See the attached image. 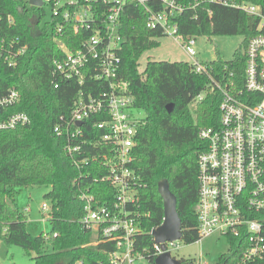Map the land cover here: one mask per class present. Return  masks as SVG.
I'll list each match as a JSON object with an SVG mask.
<instances>
[{
	"label": "trees",
	"instance_id": "obj_1",
	"mask_svg": "<svg viewBox=\"0 0 264 264\" xmlns=\"http://www.w3.org/2000/svg\"><path fill=\"white\" fill-rule=\"evenodd\" d=\"M244 1L264 4V0ZM208 9L213 12L211 19ZM197 13L198 19L192 17L193 12L181 19V32L188 36L243 37L231 64L243 63V50L255 35L257 20L239 10L217 5L199 8ZM44 17L45 11L30 6L27 0H0V47L3 42L8 44L16 39L20 42L18 47H28L15 66L6 62L4 54L0 55V95L16 89L22 96L18 105L0 112V121L20 112L30 118L28 125L0 131V240L8 246L22 247L28 255H33V264H105L114 244L99 242L81 224L84 211L79 196L88 192L99 205H104L113 199L115 190L100 181L106 170L99 163L91 161L80 167L73 163L66 151V135L62 129L61 134L55 129L71 118L81 91L105 90L107 83L94 81L88 75L83 85L76 80L54 78L53 62L63 56L57 38L73 49L81 38L69 26L64 35H57L52 21L42 25ZM120 35L123 43L119 76L129 83L135 107L144 121L131 165L141 184L138 206L133 208L140 214L142 230L137 250L154 264L157 252L151 231L164 221L163 200L158 193L160 182L167 181L177 198L182 220L181 241L192 245L201 240L197 218L198 158L205 145L199 138V130L219 125L221 94H209L194 104L209 80L197 75L188 62L150 61L143 73H139L142 54L157 48L156 39L161 36L159 30L147 29L140 9L126 7ZM212 64L220 70L226 62L219 57ZM236 72L241 74L240 69ZM84 131L85 138L90 139L88 122ZM83 151L85 155L77 159L98 154L94 147L84 146ZM30 187L49 190L44 197L51 209L52 231L48 238L51 252L46 250L47 239L43 234L34 237L28 231L26 211L14 205L16 191ZM180 261L200 264L191 258ZM226 261L223 254L216 264Z\"/></svg>",
	"mask_w": 264,
	"mask_h": 264
},
{
	"label": "built area",
	"instance_id": "obj_2",
	"mask_svg": "<svg viewBox=\"0 0 264 264\" xmlns=\"http://www.w3.org/2000/svg\"><path fill=\"white\" fill-rule=\"evenodd\" d=\"M42 1L40 9L46 14V8H50L48 22L56 24L57 35H64L69 26L81 38L74 49L57 38L63 56L53 62L54 78L76 80L83 85L88 75L94 81L107 83L105 90L81 91L71 118L55 129L60 134L62 129L66 135V151L73 163L79 167L91 161L99 163L106 170L100 181L115 190L113 199L104 205H99L88 192L79 196L84 211L81 224L99 242L114 244L105 264L147 261L137 250L142 230L140 214L133 208L141 184L131 167L144 121L135 107L129 83L119 76L123 43L120 28L127 6L141 10L147 29L161 32L156 40L170 36L182 43L188 64L197 75L208 78V87L196 97L194 104L209 94H221L219 125L199 130V138L205 145L198 158L197 218L201 239L218 236L227 240L229 248L224 254L227 258L224 264H264V4L244 0ZM212 5L236 9L257 20L255 35L243 50V63L231 64L232 59L225 61L220 70L216 69L212 61L201 60L196 51V37L203 36L181 32V19L187 13L193 12L192 17L198 19V9ZM207 14L211 19V9ZM19 43L16 39L1 44L0 55H5L10 66H15L28 50L27 46L18 47ZM21 98L16 89L0 95V112L18 105ZM87 122L90 139L85 138ZM29 123L27 114L14 113L0 121V131ZM84 146L94 147L98 154L77 159L85 155ZM42 210L51 211L48 204H43ZM180 241L165 244L166 252L178 260L175 252ZM155 250L157 257L163 253L160 245L155 244Z\"/></svg>",
	"mask_w": 264,
	"mask_h": 264
},
{
	"label": "rangeland",
	"instance_id": "obj_3",
	"mask_svg": "<svg viewBox=\"0 0 264 264\" xmlns=\"http://www.w3.org/2000/svg\"><path fill=\"white\" fill-rule=\"evenodd\" d=\"M51 19V10L46 8V14L42 25ZM196 51L203 61H215L219 57L225 61H231L235 53L240 49L243 43V37L240 36H203L196 37ZM158 46L144 52L138 63L139 73H143L148 62H189V57L182 48V43L176 42L170 36H164L157 40ZM47 188L30 187L18 189L15 193L14 205L20 210L26 211L27 229L31 235L37 237L43 234L46 237V250L52 251L49 241L52 227L49 219V212L43 211V204L50 203L44 195L48 193ZM229 245L224 237L212 236L201 239L199 242L186 245L179 242V249L175 252L177 258H191L200 264H216L219 257L226 254ZM33 255L20 246H8L5 242H0V264H33ZM136 264H150L148 261H139Z\"/></svg>",
	"mask_w": 264,
	"mask_h": 264
},
{
	"label": "water",
	"instance_id": "obj_4",
	"mask_svg": "<svg viewBox=\"0 0 264 264\" xmlns=\"http://www.w3.org/2000/svg\"><path fill=\"white\" fill-rule=\"evenodd\" d=\"M28 4L32 7L41 8L42 0H28ZM171 111V107H168ZM82 123H78L81 126ZM158 193L163 200L164 221L161 226L152 231V237L156 245L161 246L163 253L159 255L154 264H182V262L166 252L165 244L167 242H177L182 240V220L178 214L177 198L171 192L167 181H162L158 185Z\"/></svg>",
	"mask_w": 264,
	"mask_h": 264
},
{
	"label": "crops",
	"instance_id": "obj_5",
	"mask_svg": "<svg viewBox=\"0 0 264 264\" xmlns=\"http://www.w3.org/2000/svg\"><path fill=\"white\" fill-rule=\"evenodd\" d=\"M28 1V0H27Z\"/></svg>",
	"mask_w": 264,
	"mask_h": 264
}]
</instances>
